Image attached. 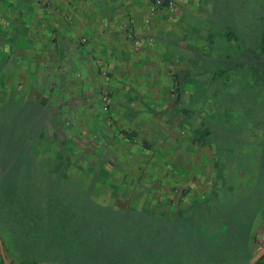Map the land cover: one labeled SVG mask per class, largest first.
<instances>
[{"label":"crops","instance_id":"crops-1","mask_svg":"<svg viewBox=\"0 0 264 264\" xmlns=\"http://www.w3.org/2000/svg\"><path fill=\"white\" fill-rule=\"evenodd\" d=\"M153 1L0 0L1 121L29 124L30 183L59 174L108 184L117 201L132 192L138 203L183 204L225 184L217 94L202 119L198 94L256 75L262 37L240 35L248 24L240 6L232 17L217 0H172L151 15ZM262 227L247 264L264 244Z\"/></svg>","mask_w":264,"mask_h":264},{"label":"rangeland","instance_id":"rangeland-1","mask_svg":"<svg viewBox=\"0 0 264 264\" xmlns=\"http://www.w3.org/2000/svg\"><path fill=\"white\" fill-rule=\"evenodd\" d=\"M217 2L232 17L240 6L238 21L248 22L240 35L258 42L264 34V0ZM256 69V75L247 70L219 93L217 85L199 92V119L217 94L215 121L224 133L218 145L228 148V154L219 150L222 163L226 160L225 184L217 195L205 191L185 204L174 198L138 203L132 192L117 201L108 184L65 183L59 174L49 175L52 183H30L32 163L24 152L35 137L29 124L3 123L7 109L0 106V233L9 257L16 263L247 264L264 225V52ZM7 115L16 117V111ZM41 167L40 179L46 175ZM166 211L172 213H160Z\"/></svg>","mask_w":264,"mask_h":264},{"label":"built area","instance_id":"built-area-1","mask_svg":"<svg viewBox=\"0 0 264 264\" xmlns=\"http://www.w3.org/2000/svg\"><path fill=\"white\" fill-rule=\"evenodd\" d=\"M173 4L172 0H154L151 6V15H154L163 5ZM102 108L104 111L110 110V92L108 90H103L101 93Z\"/></svg>","mask_w":264,"mask_h":264},{"label":"water","instance_id":"water-1","mask_svg":"<svg viewBox=\"0 0 264 264\" xmlns=\"http://www.w3.org/2000/svg\"><path fill=\"white\" fill-rule=\"evenodd\" d=\"M0 254L4 260L5 264H12L10 259L7 257L6 255V251L4 248V243H3V239L0 233ZM264 256V244L262 245L261 249L259 250V252L252 258V260L250 261V264H256V262L261 259ZM37 264H56V263H49V262H40Z\"/></svg>","mask_w":264,"mask_h":264},{"label":"trees","instance_id":"trees-1","mask_svg":"<svg viewBox=\"0 0 264 264\" xmlns=\"http://www.w3.org/2000/svg\"><path fill=\"white\" fill-rule=\"evenodd\" d=\"M262 50L264 52V34L262 36ZM3 243H4V248H5V251H6V255L10 259V261H11L12 264H37L38 263V261H28V260H23L20 263H16L13 259H11L9 257V254H8V251H7V248H6V244H5L4 241H3ZM0 264H5L4 263V260H3L2 256H1V254H0ZM256 264H264V256L261 259H259L256 262Z\"/></svg>","mask_w":264,"mask_h":264}]
</instances>
